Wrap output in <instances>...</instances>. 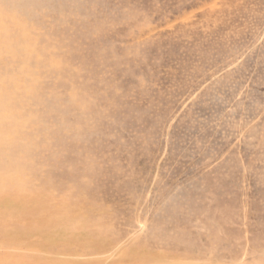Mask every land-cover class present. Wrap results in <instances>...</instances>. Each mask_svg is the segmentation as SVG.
Masks as SVG:
<instances>
[{"label":"rangeland","instance_id":"obj_1","mask_svg":"<svg viewBox=\"0 0 264 264\" xmlns=\"http://www.w3.org/2000/svg\"><path fill=\"white\" fill-rule=\"evenodd\" d=\"M0 264H264V0H0Z\"/></svg>","mask_w":264,"mask_h":264}]
</instances>
